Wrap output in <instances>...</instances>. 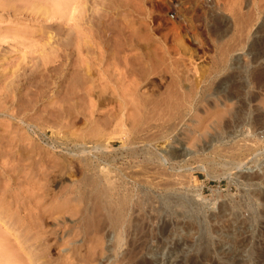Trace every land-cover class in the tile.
Listing matches in <instances>:
<instances>
[{
	"label": "rangeland",
	"instance_id": "rangeland-1",
	"mask_svg": "<svg viewBox=\"0 0 264 264\" xmlns=\"http://www.w3.org/2000/svg\"><path fill=\"white\" fill-rule=\"evenodd\" d=\"M263 128L264 0H0V264H264Z\"/></svg>",
	"mask_w": 264,
	"mask_h": 264
},
{
	"label": "bare ground",
	"instance_id": "bare-ground-1",
	"mask_svg": "<svg viewBox=\"0 0 264 264\" xmlns=\"http://www.w3.org/2000/svg\"><path fill=\"white\" fill-rule=\"evenodd\" d=\"M115 28V27H114ZM116 29V28H115ZM113 31V30H112ZM118 31V30H117ZM136 31V30H135ZM135 31H133V32H131V33H129L128 35L126 34V32H125V34H124V32H122V34L125 36V39H126V41L127 40H129L130 38H135V36H136V32ZM138 32V31H137ZM118 33H121L120 32V30H119V32ZM113 34V33H112ZM134 34H135V36H134ZM138 34V33H137ZM121 35V34H120ZM101 36V35H100ZM105 36V35H104ZM113 36H114V34H113ZM115 36H117V34L115 35ZM119 36V35H118ZM123 36H121V38H122ZM103 38V37H102ZM108 38H110V37H105V40H108ZM117 38H119V37H117ZM111 40H112V38H111ZM120 40V39H119ZM122 40V39H121ZM124 40V39H123ZM113 41V40H112ZM115 41V40H114ZM106 42V41H105ZM118 42H120V41H118ZM123 42V41H122ZM125 42V41H124ZM106 43H109V42H106ZM110 43H112L111 41H110ZM110 43H109V46H110ZM117 43V42H116ZM125 44V43H124ZM148 44V43H147ZM108 46V45H107ZM119 47V46H118ZM109 48H111V47H109ZM114 48V47H113ZM63 58L64 57H60V59H58L59 61H63ZM99 60H100V58H99ZM61 61V62H62ZM177 80V79H176ZM175 80H173L172 82L173 83H178V86H179V82H174ZM136 83V82H135ZM181 84V83H180ZM183 84V83H182ZM136 86H137V83L135 84ZM170 85H172V84H170ZM135 86V87H136ZM173 86H175L174 84H173ZM176 86H177V84H176ZM178 86L175 88L176 90L178 89ZM182 86V85H181ZM192 86V85H191ZM134 87V88H135ZM171 87V86H170ZM174 88V87H173ZM172 88V89H173ZM181 88V87H180ZM182 88L184 89V87L182 86ZM191 88V87H190ZM193 89H195L194 87H192ZM133 89V88H132ZM170 89V88H169ZM182 89V90H183ZM130 90V89H129ZM179 90H181V89H179ZM179 90H177V91H179ZM192 90V89H191ZM131 91V90H130ZM135 91V90H134ZM171 91V90H170ZM173 91V90H172ZM175 91V90H174ZM183 91H185V90H183ZM188 91H189V89H188ZM136 92V91H135ZM187 92V91H186ZM190 92V91H189ZM195 92V91H194ZM168 93V92H167ZM174 92H172L171 93V95L173 94ZM179 93H180V91H179ZM192 93H193V90H192ZM136 94V93H135ZM141 94V93H140ZM176 94V93H175ZM183 94V95H182ZM182 94H180V95H178V93L176 94V96L178 95V96H180V97H182L183 96V98H184V93H182ZM186 94V93H185ZM187 94H188V92H187ZM186 94V95H187ZM190 94V93H189ZM188 94V95H189ZM195 94L196 93H193V95L195 96ZM198 94V93H197ZM196 94V95H197ZM142 95V94H141ZM170 95V96H171ZM191 95V94H190ZM169 96V95H168ZM167 96V98H169ZM174 96V95H173ZM187 97V96H186ZM190 97V96H189ZM188 97V98H189ZM193 97V96H192ZM177 98V97H176ZM188 98H186V99H188ZM191 98V97H190ZM195 98V97H194ZM142 99V98H141ZM169 99H172V97L171 98H169ZM175 99V98H174ZM179 100H180V98H178ZM177 99V100H178ZM192 99V98H191ZM196 99V98H195ZM176 100V101H177ZM178 100V101H179ZM182 100V99H181ZM189 101H192V100H190V99H188ZM170 101V100H169ZM169 101H166V102H168L169 103ZM172 101V100H171ZM174 101V100H173ZM178 101H177V103H178ZM183 101V100H182ZM175 102V101H174ZM184 102H186V101H184ZM183 102V103H184ZM193 102V101H192ZM167 103V104H168ZM181 103V102H180ZM188 103V102H187ZM186 103V104H187ZM194 103H195V101H194ZM167 104H166V107H167ZM185 104V103H184ZM183 104V105H184ZM189 104H191V103H189ZM168 106H173L174 107V103L172 102V105H169L168 104ZM176 106H177V104H176ZM181 106H182V104H181ZM180 106V107H181ZM187 106V105H186ZM179 107V106H178ZM183 107V106H182ZM168 108V107H167ZM170 108H172V107H170ZM174 109V108H173ZM178 109V108H177ZM176 109V110H177ZM23 136V135H22ZM26 138V137H25ZM28 138H29V136H28ZM261 138H262V141H263V143H264V128H263V131H262V134H261ZM22 139V138H21ZM37 147V146H36ZM41 153V152H40ZM27 154V153H26ZM28 155V154H27ZM19 159V158H18ZM21 159V158H20ZM39 160V159H38ZM35 164V163H34ZM85 164H87V165H85ZM85 167L86 168H88L87 166H90L91 167V164H89V163H86L85 162ZM84 167V166H83ZM106 179V182L107 183H109V181H108V179L107 178H105ZM86 182H88L87 184H89V187H90V191H94L95 192V190L98 188V183H96V181H94L92 178H86ZM111 184H113L112 182H111ZM110 183H109V187L108 188H104V189H101L100 190V192H98L99 191V189L97 190V195H96V197H95V199H97V201H98V206H99V208L101 209V213H105V218H108V220H110V222L112 223V225L114 226V228H116V229H125V231L128 229L127 227H126V224H127V222L130 224L131 222H133L134 223V221H136V220H134L133 218H132V216H133V214L131 215V218H130V216H128V210H129V208L127 207V204H129L130 203V201L129 200H131L130 198H128L127 196H125V197H119V196H115V194L113 195L112 194V188L110 187V185H111ZM114 185V184H113ZM113 188H115V187H113ZM93 200V199H92ZM144 205H145V208H147L148 206H149V200L147 201V202H145L144 203ZM97 206V205H96ZM143 208V207H142ZM145 208H143V209H145ZM89 209H91L90 207H89ZM85 210V209H84ZM87 210V209H86ZM99 211V210H98ZM134 211V210H133ZM91 212V211H90ZM178 213V212H177ZM179 215H181V213L179 212L178 213V216ZM104 218V217H103ZM4 221L0 218V223L2 224ZM5 223V222H4ZM131 226V225H130ZM135 226V225H134ZM127 228V229H126ZM138 228V227H137ZM137 228H134L133 227V229H134V232L137 230ZM129 231V230H128ZM122 232V231H121ZM125 233V232H124ZM119 235H118V239L119 240H117V242H121V241H123V235L121 234V233H118ZM120 245V244H119ZM144 263V262H143ZM143 263H141L140 262V264H143Z\"/></svg>",
	"mask_w": 264,
	"mask_h": 264
}]
</instances>
